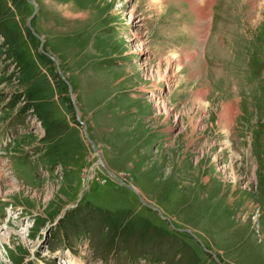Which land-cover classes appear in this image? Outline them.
I'll return each mask as SVG.
<instances>
[{"label":"rangeland","instance_id":"rangeland-1","mask_svg":"<svg viewBox=\"0 0 264 264\" xmlns=\"http://www.w3.org/2000/svg\"><path fill=\"white\" fill-rule=\"evenodd\" d=\"M258 1L0 0V264H264Z\"/></svg>","mask_w":264,"mask_h":264},{"label":"bare ground","instance_id":"bare-ground-1","mask_svg":"<svg viewBox=\"0 0 264 264\" xmlns=\"http://www.w3.org/2000/svg\"><path fill=\"white\" fill-rule=\"evenodd\" d=\"M164 1L165 0H155V2L152 3V4H154L155 6L158 7V6L162 5L164 3ZM212 2H213V0H206L205 5L203 3L195 2L193 0H191V2H190V9H191V11L194 13L197 21L198 20H201L203 25H205L206 22H207V15L209 14V7H210V5H211ZM263 6H264V0L258 1L257 8L260 9ZM259 11L257 12V14H259ZM67 14H68V12H65V15L66 16H68ZM165 60H166V63L169 64V65L175 64L177 66V69L182 68V66L184 64V58H183V56L180 53H177V52L172 53L170 56H166V59ZM176 73H178V72H176ZM176 73L174 74V76L176 75ZM205 94H206V91L205 90H200L199 92H195L194 93L193 98L194 99L201 100V99H203V96ZM235 110H236V108H235L234 103H227V104H225L223 106V110L220 113H221V118H222L221 120H222V124H223L224 128H227V127H229L231 125L232 119H233V112H236ZM189 118H190V121L193 122V117L190 116ZM197 124L198 123H193L192 124V132H191L192 135H193V131H195L196 128L198 127ZM226 142L229 143V141H226Z\"/></svg>","mask_w":264,"mask_h":264},{"label":"water","instance_id":"water-1","mask_svg":"<svg viewBox=\"0 0 264 264\" xmlns=\"http://www.w3.org/2000/svg\"><path fill=\"white\" fill-rule=\"evenodd\" d=\"M91 142V141H90ZM93 148H95L94 146H92ZM131 189H133V187L132 186H129Z\"/></svg>","mask_w":264,"mask_h":264}]
</instances>
